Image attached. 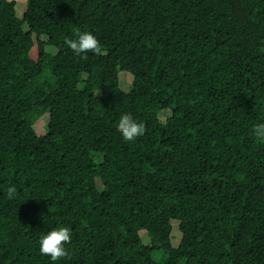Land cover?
<instances>
[{
  "label": "trees",
  "instance_id": "16d2710c",
  "mask_svg": "<svg viewBox=\"0 0 264 264\" xmlns=\"http://www.w3.org/2000/svg\"><path fill=\"white\" fill-rule=\"evenodd\" d=\"M84 31L99 51L69 47ZM258 123L264 0H0V264H264Z\"/></svg>",
  "mask_w": 264,
  "mask_h": 264
},
{
  "label": "clouds",
  "instance_id": "9594fccd",
  "mask_svg": "<svg viewBox=\"0 0 264 264\" xmlns=\"http://www.w3.org/2000/svg\"><path fill=\"white\" fill-rule=\"evenodd\" d=\"M69 47L77 54L88 51H99V41L91 32L84 31L77 35L75 39L68 41ZM117 130L126 141H133L143 134L144 125L138 123L129 114L122 115L117 124ZM254 135L264 140V123H258L253 128ZM17 188L9 186L7 194L10 198L15 197ZM72 239V230L66 226H56L50 229L39 238V252L49 257L52 262L58 261L67 255L66 245Z\"/></svg>",
  "mask_w": 264,
  "mask_h": 264
},
{
  "label": "rangeland",
  "instance_id": "374dc122",
  "mask_svg": "<svg viewBox=\"0 0 264 264\" xmlns=\"http://www.w3.org/2000/svg\"><path fill=\"white\" fill-rule=\"evenodd\" d=\"M17 2V15L19 18H23L24 13L27 10V0H16ZM36 43V41H35ZM47 51L51 54H55L56 51L53 48H47ZM170 113L169 112H165L162 117L161 120L163 123H166L167 119L170 117ZM48 123H49V119L48 116H45L44 118L38 120V122L35 125V129L36 132L39 136H45L48 130ZM173 233H172V242H173V246L175 248L179 247L181 240H182V233L180 232L179 229V222H173ZM141 238L143 240V244L145 246H150L151 245V240L148 236V234L143 231L142 233H140ZM153 260L156 262V264H164L166 262V255L164 254L163 251H155L152 255Z\"/></svg>",
  "mask_w": 264,
  "mask_h": 264
}]
</instances>
